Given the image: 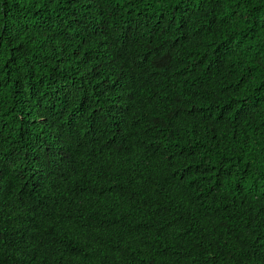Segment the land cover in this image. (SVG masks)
I'll use <instances>...</instances> for the list:
<instances>
[{"label":"trees","instance_id":"trees-1","mask_svg":"<svg viewBox=\"0 0 264 264\" xmlns=\"http://www.w3.org/2000/svg\"><path fill=\"white\" fill-rule=\"evenodd\" d=\"M0 264H264V0H0Z\"/></svg>","mask_w":264,"mask_h":264}]
</instances>
